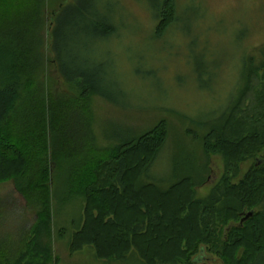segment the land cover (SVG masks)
I'll use <instances>...</instances> for the list:
<instances>
[{
  "label": "trees",
  "instance_id": "obj_1",
  "mask_svg": "<svg viewBox=\"0 0 264 264\" xmlns=\"http://www.w3.org/2000/svg\"><path fill=\"white\" fill-rule=\"evenodd\" d=\"M44 5L45 0H0V183L13 181L23 199L20 205L0 196V264H48L51 250L42 242L61 177L70 196L87 200L73 248L94 242L102 256L113 258L135 247L148 264H200L207 249L225 264H264V61L259 67L245 56L243 91L239 95L241 86L225 112L204 123L220 122L204 144L207 155L223 154L226 173L221 191L201 199L191 176L175 173L178 179L168 187L146 178L169 136L165 120L114 135V146L96 144L90 98L106 97L105 86L64 66L61 20L74 9L65 2L52 12L48 48L70 92L55 85L40 50ZM156 17L162 36L177 20L176 0H162ZM252 157L257 162L234 182L241 162ZM29 211L35 221L27 228ZM250 211L254 215L240 224Z\"/></svg>",
  "mask_w": 264,
  "mask_h": 264
},
{
  "label": "rangeland",
  "instance_id": "obj_2",
  "mask_svg": "<svg viewBox=\"0 0 264 264\" xmlns=\"http://www.w3.org/2000/svg\"><path fill=\"white\" fill-rule=\"evenodd\" d=\"M64 2L74 5L61 20L64 33L58 47L64 66L94 76L107 92L106 97L90 98L96 144L114 146V135L145 131L165 120L169 136L146 178L168 187L177 181L175 173L191 176L201 199L221 191L225 157L207 155L204 144L205 135L220 122L204 123L225 112L241 86L239 95L243 91L245 56L259 67L264 61V0H176L177 20L162 36L156 32V10L162 0H45L40 50L52 81L70 92L58 77L48 48L52 12ZM246 102L247 107L252 104L250 97ZM258 158L242 161L234 182ZM63 178L53 187L50 230L42 242L51 250L47 263L148 264L135 247L113 258L102 256L94 242L73 248L76 232L86 220L87 200L70 196ZM0 196L23 204L13 181L0 183ZM34 221L29 211L26 227ZM117 248L106 246L115 253ZM122 249L120 253L126 251ZM200 264L225 263L206 249Z\"/></svg>",
  "mask_w": 264,
  "mask_h": 264
},
{
  "label": "water",
  "instance_id": "obj_3",
  "mask_svg": "<svg viewBox=\"0 0 264 264\" xmlns=\"http://www.w3.org/2000/svg\"><path fill=\"white\" fill-rule=\"evenodd\" d=\"M254 215L253 211H250L249 213L246 214V216H244L241 220V224L244 223L245 221H247L248 219H250L252 216Z\"/></svg>",
  "mask_w": 264,
  "mask_h": 264
}]
</instances>
